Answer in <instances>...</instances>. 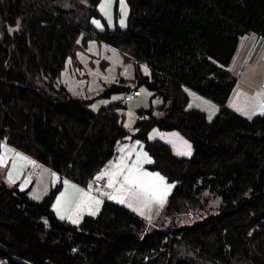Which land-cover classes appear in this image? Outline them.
Instances as JSON below:
<instances>
[{"label":"trees","instance_id":"16d2710c","mask_svg":"<svg viewBox=\"0 0 264 264\" xmlns=\"http://www.w3.org/2000/svg\"><path fill=\"white\" fill-rule=\"evenodd\" d=\"M125 1L122 29L117 2L109 28L101 0H0V140L82 187L121 142L139 140L153 160L147 168L172 192L153 225L111 202L72 225L52 210L61 184L36 201L0 179V263L264 264V115L247 119L226 105L237 82L227 67L240 38L264 39V0ZM91 40L133 59L138 70L132 87L114 84L104 94L152 93L131 131L120 102L93 111L92 98H73L58 85L66 62L79 65L77 52ZM187 89L218 105L213 119L187 108ZM153 128L181 133L191 157L150 139Z\"/></svg>","mask_w":264,"mask_h":264},{"label":"rangeland","instance_id":"374dc122","mask_svg":"<svg viewBox=\"0 0 264 264\" xmlns=\"http://www.w3.org/2000/svg\"><path fill=\"white\" fill-rule=\"evenodd\" d=\"M116 2L118 5L117 25L124 29L127 26L129 13L126 1L127 15L123 17L125 22L123 27L120 25L122 15L119 0H112L111 5L107 7V11L111 16L112 26H109L108 17L101 12V4L98 9L106 24L113 28L115 25L114 5ZM99 21L102 25L101 20ZM94 26L97 30L103 29V25L102 28H97L95 24ZM251 39H255L254 43L250 47L245 46L243 41H251ZM243 41L227 67L237 79L227 107L249 119L253 116L264 115L260 111V106L264 105V96L261 93V88L264 86V39H259L255 34H248ZM77 60L79 62L77 66L73 65L71 60L66 62L57 81L58 85L64 86L73 98L84 100L92 98V101L88 103V107L93 111H97L101 107H107L112 103L120 102L123 104L121 113H124V125H127L126 128L131 131L133 123L137 119L138 111L149 107L152 93L146 90L145 87H141L139 88L141 95L132 96L130 101H125V93L106 95L104 92L114 84L132 87L134 85V75L138 71L135 67V61L124 58L115 48L96 40H91L85 51L77 52ZM145 68L147 67L141 64L139 71L147 75L149 74V69L147 68V72H145ZM187 94L189 96L188 109H197L205 113L209 120L213 119L212 115L215 108H218L216 103L190 89H187ZM160 104L161 101L159 99L152 100L151 103L155 108L154 114L157 118H162L164 115L157 110ZM119 146H121V143ZM101 178H104V176ZM31 199L35 200L34 198ZM218 205V199L210 201L208 208H211V214L215 215L218 213L215 210ZM195 221L196 219H191L188 224H192Z\"/></svg>","mask_w":264,"mask_h":264},{"label":"crops","instance_id":"0c3cea01","mask_svg":"<svg viewBox=\"0 0 264 264\" xmlns=\"http://www.w3.org/2000/svg\"><path fill=\"white\" fill-rule=\"evenodd\" d=\"M247 36L248 35H245V36L240 38L236 52H237L238 48L241 46L243 39H245V37H247ZM256 37H257V35H256ZM258 38L262 40V38H260L259 36H258ZM254 41H255V39H251V41H243V42H244L245 46L250 47V45L252 43H254ZM234 56H235V54H234ZM234 56H233V58H234ZM233 58H232V60H233ZM132 91H134V90H132ZM232 94H233V92H232ZM139 95H141V93ZM139 95H134V96L137 97ZM155 99H157V98H154L152 100H155ZM229 99H228V101H229ZM228 101H227V103H228ZM217 112H218V108L217 109L215 108V111L212 115L213 118L216 116ZM242 117H244V116H242ZM253 117H255V116H253ZM253 117H251V118H253ZM244 118H246V117H244ZM251 118H249V119H251ZM149 138L152 140H159V141L163 142L164 144H167L171 148V151L174 154V156H176L178 158H188V157H191V155L193 153V148H192L191 143L184 136H182L181 133H179L176 130L164 131V130H160L158 128H153L149 132ZM137 141H139V140H128L125 142H121V146H119L120 144L117 146V154H116L115 158L112 159L110 161L111 163L109 162L99 173H101L102 171H115L116 165L119 164L121 157L124 158V161L128 167H132V165L134 163H136L137 160L139 159L140 163H139L138 167H139V170L141 173H158L156 171H152V170L147 168L148 166H150L152 164L153 160H152L151 156L144 149L142 142L139 141V143H137ZM188 146H190V149ZM121 149H123V151H121ZM189 151L191 153L190 155L188 154ZM17 152L21 153L23 156L27 157L28 160L34 161L35 163L34 164L29 163L28 160L20 159L19 157H17L15 155V153H17ZM144 153H147L146 157L143 155ZM0 156H2L3 160H4V163L0 164V179L6 185L18 184V187L21 190H27L28 195L37 201L41 200L45 195H47L51 188H53L54 186H56L58 184H61V189L59 190V192L57 193V195L53 201L52 210L59 220L70 223L72 225H78L85 217H93V218L96 217L99 214L101 207L105 202H111V203H114L116 205H119V206L127 209L128 211L136 214L137 216H139L140 218H142L146 222H153L154 223L158 219L160 212H161V209L164 206V204L166 203V201H167V199H168V197L171 194L172 189H173V184H170L164 178V184L165 185H172V187L170 190H168V193L165 196L163 203H160L159 201L154 200L151 203H148L147 205H145L142 200L132 199L128 196H122L121 198H123L125 200V202L121 203L119 198L118 199H109V195H120L117 192V189L120 187V183H117V184H115L114 187L109 188L108 187L109 181H108L107 176H104V178H100V180L103 182L101 191H103L105 194H107L106 198L104 199V198H100V197L96 196L91 191L89 186L88 187H82V186H80V185H78L72 181H69L67 179L62 178L58 173H56L55 171H53L52 169H50L49 167H47L45 165L39 166L37 161L34 158H32L29 155H26L25 153L15 149L14 147H12L10 144L5 142L4 140H0ZM149 158H150V162H149ZM14 163H15V167H13ZM28 167H37L39 169V177L36 179H33V178H30L28 175H26V168H28ZM10 171L12 172L13 179L15 180L14 183L9 180V172ZM53 174H55V175H53ZM115 179L119 182H123V176H116ZM144 179L145 180H153V178H151V177H144ZM65 181H68L69 185L66 186L64 183ZM22 185H23V187H22ZM71 185H75L76 188L83 189L84 193H88L91 196L98 199L99 201H101V203L98 206H96L94 203H92V205L90 207L87 204H85L79 213V217H78L79 222L78 223H73L72 220L69 219L68 217L72 216L74 219L77 218V216H76V205L80 202L82 194L77 193L76 190L71 187ZM61 193L66 194L64 199L71 201V206L67 210H65L63 208L61 209V213L65 217L64 219L60 218V215L57 214V210L53 207V205L56 204V202H57V197L60 196ZM36 197H39V199H37ZM129 204H131V207L129 206ZM92 212H95V215H93ZM141 213H143V214H141Z\"/></svg>","mask_w":264,"mask_h":264},{"label":"snow or ice","instance_id":"6c2138e0","mask_svg":"<svg viewBox=\"0 0 264 264\" xmlns=\"http://www.w3.org/2000/svg\"><path fill=\"white\" fill-rule=\"evenodd\" d=\"M111 3L112 0H101V5H100L101 12L104 13L106 17H108L109 26H112V22H111V16L107 11V7L111 5ZM119 3L121 7V15H122V18L120 20V25L121 27H123L125 24L123 17L127 15V6L125 4V0H119ZM92 22L93 24L96 25L97 28H102V25L99 20L94 19ZM77 43H79V41H77ZM145 72H147V68H145ZM260 111L264 113V105L260 106ZM137 143H139V141H137ZM188 147L190 149V146ZM121 151H123V149H121ZM188 154L189 155L191 154L190 151L188 152ZM15 155L22 160H28L27 157L23 156L19 152L15 153ZM143 155L146 157L147 153H144ZM28 162L33 164L35 163L34 161L31 160H28ZM149 162H150V158H149ZM2 163H4V160L3 157L0 156V164ZM139 163L140 161L138 159L137 162L132 165V167H128L124 161V158L121 157L119 164L116 165L115 171H102L97 175L96 179H100L103 176L108 177L109 188H112L115 186V184L120 183V187L117 189V192L120 195H109V199L119 198L120 202L124 203L125 200L121 197L128 196L132 199L142 200L145 205L151 203L154 200L159 201L160 203L164 202V198L167 195L168 190L171 189L172 185H165L164 177L161 176L159 173H141L138 167ZM13 167H15V163L13 164ZM116 176H123V182L117 181L115 179ZM144 177H151L153 178V180H145ZM9 180L13 183L15 182L11 171L9 172ZM64 183L66 186L69 185L68 181H65ZM71 187L75 189L77 193L82 194L80 202L76 205L77 218L74 219L72 216L68 217L69 219L72 220L73 223H78L79 213L85 204H87L89 207L92 205V203L98 206L101 203V201H99L98 199H96L95 197L91 196L88 193H84L83 189L76 188L75 185H71ZM89 188H91V185H89ZM65 195H66L65 193H61V195L57 197L56 204L53 205V207L57 210V214L60 215L61 219L65 218L64 215L61 213V209L63 208L67 210L71 206V201L64 199ZM36 198L39 199V197ZM129 206L131 207V204H129ZM92 214L95 215V212H92Z\"/></svg>","mask_w":264,"mask_h":264},{"label":"built area","instance_id":"2783aa9c","mask_svg":"<svg viewBox=\"0 0 264 264\" xmlns=\"http://www.w3.org/2000/svg\"><path fill=\"white\" fill-rule=\"evenodd\" d=\"M140 91L139 90H134V91H131L129 94H126L124 96V100L125 101H130L131 100V97L134 96V95H139ZM261 93L263 94L264 96V86L261 88ZM4 141L6 142V138H4ZM38 165H43L42 163H40L39 161H37ZM57 173V172H56ZM59 174V173H58ZM26 175H28L30 178H33V179H36L39 177V169L37 167H28L26 168ZM60 175V174H59ZM61 176V175H60ZM102 185H103V182L100 180V179H94L92 182H91V191L98 197L100 198H106V194L101 191L102 189ZM148 225H153V222H147Z\"/></svg>","mask_w":264,"mask_h":264},{"label":"water","instance_id":"95a60500","mask_svg":"<svg viewBox=\"0 0 264 264\" xmlns=\"http://www.w3.org/2000/svg\"><path fill=\"white\" fill-rule=\"evenodd\" d=\"M0 248H2V247L0 246ZM10 259H11L12 261L18 263V264H31V263H29L28 261L22 260V259L17 258V257H11Z\"/></svg>","mask_w":264,"mask_h":264}]
</instances>
